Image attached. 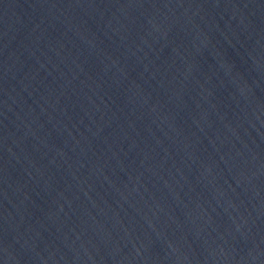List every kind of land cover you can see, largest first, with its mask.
Masks as SVG:
<instances>
[{
	"label": "water",
	"instance_id": "95a60500",
	"mask_svg": "<svg viewBox=\"0 0 264 264\" xmlns=\"http://www.w3.org/2000/svg\"><path fill=\"white\" fill-rule=\"evenodd\" d=\"M0 264H264V0H0Z\"/></svg>",
	"mask_w": 264,
	"mask_h": 264
}]
</instances>
